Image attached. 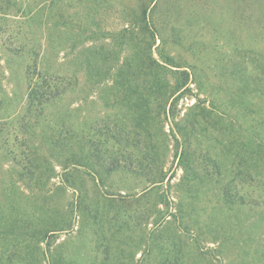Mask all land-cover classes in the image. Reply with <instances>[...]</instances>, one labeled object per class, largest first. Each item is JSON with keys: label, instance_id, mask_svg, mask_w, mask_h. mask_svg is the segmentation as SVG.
Masks as SVG:
<instances>
[{"label": "rangeland", "instance_id": "1", "mask_svg": "<svg viewBox=\"0 0 264 264\" xmlns=\"http://www.w3.org/2000/svg\"><path fill=\"white\" fill-rule=\"evenodd\" d=\"M59 8L76 24L73 38L78 25L99 41L129 25L131 52L157 61L160 53L177 68L125 66L111 94L78 76L87 99L53 107L68 112L70 141L57 126L51 136L58 142L63 131L52 153L80 166L68 169L61 194L37 165L42 181L23 177L17 192L0 176V264H264V0ZM12 19L17 30L23 19ZM53 33L58 47L60 29ZM177 78H188L179 92Z\"/></svg>", "mask_w": 264, "mask_h": 264}, {"label": "trees", "instance_id": "2", "mask_svg": "<svg viewBox=\"0 0 264 264\" xmlns=\"http://www.w3.org/2000/svg\"><path fill=\"white\" fill-rule=\"evenodd\" d=\"M60 1L0 0V111L5 112L0 114V135L5 134L0 148V176L8 179V186L15 192L17 183L22 182L23 177L39 183L42 181L32 174V167L37 165L36 172L42 168L48 173V179H59L56 190L57 194H61L70 181L68 169L80 166L79 157L63 152L52 153L55 148L64 145L66 137L62 138L63 131L56 133L59 135L58 142L51 136L56 126L67 129L64 133L67 138L69 136L66 128L68 112L66 109H53L54 104L60 100L87 99V87L81 86L78 76L87 82L91 78L97 91L105 90V93L111 94L115 86L114 78L125 66L148 63L156 68L154 72L157 75L163 73L167 66L177 68L174 63L166 62L160 53V61H157L151 55L144 58L131 52V46H128L131 39L127 37L126 41L125 36L129 25L122 26V33L119 31L115 37L103 34L101 41L94 38L97 31L90 28L93 36L89 32L84 36L85 29L78 25L79 34L73 38V26L76 24L67 18L66 12H61ZM12 18L23 19L17 30L8 25ZM57 27L61 32L58 47L54 45L53 33ZM105 39H108L107 43ZM40 42L43 49L41 46L36 48ZM87 43L91 44L88 46ZM116 43L125 47L116 48ZM103 64H107V68L100 70ZM159 81L160 78L157 83ZM187 82L188 78H177L176 92L183 90ZM15 127L17 130L13 133ZM21 149L27 150V153L24 155L19 151ZM39 151L43 153L39 154ZM20 157L24 162L19 167L17 160ZM5 191L8 189L3 186L2 192ZM63 225L62 222L61 227ZM67 225L70 226L69 222Z\"/></svg>", "mask_w": 264, "mask_h": 264}]
</instances>
